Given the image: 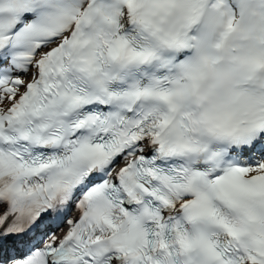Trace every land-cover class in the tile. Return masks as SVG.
Returning a JSON list of instances; mask_svg holds the SVG:
<instances>
[{
  "label": "snow or ice",
  "instance_id": "1",
  "mask_svg": "<svg viewBox=\"0 0 264 264\" xmlns=\"http://www.w3.org/2000/svg\"><path fill=\"white\" fill-rule=\"evenodd\" d=\"M0 264H264V0H0Z\"/></svg>",
  "mask_w": 264,
  "mask_h": 264
}]
</instances>
